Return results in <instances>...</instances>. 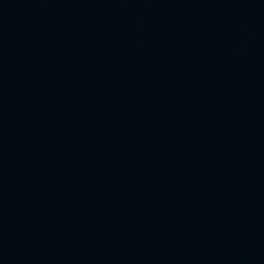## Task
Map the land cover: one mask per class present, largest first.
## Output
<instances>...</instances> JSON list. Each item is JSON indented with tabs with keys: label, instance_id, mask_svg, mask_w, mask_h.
<instances>
[{
	"label": "water",
	"instance_id": "1",
	"mask_svg": "<svg viewBox=\"0 0 264 264\" xmlns=\"http://www.w3.org/2000/svg\"><path fill=\"white\" fill-rule=\"evenodd\" d=\"M0 264H264V0H0Z\"/></svg>",
	"mask_w": 264,
	"mask_h": 264
}]
</instances>
